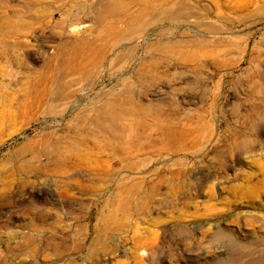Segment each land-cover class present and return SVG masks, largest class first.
I'll use <instances>...</instances> for the list:
<instances>
[{
	"label": "rangeland",
	"instance_id": "374dc122",
	"mask_svg": "<svg viewBox=\"0 0 264 264\" xmlns=\"http://www.w3.org/2000/svg\"><path fill=\"white\" fill-rule=\"evenodd\" d=\"M115 1L0 0V264H264V0Z\"/></svg>",
	"mask_w": 264,
	"mask_h": 264
},
{
	"label": "bare ground",
	"instance_id": "6f19581e",
	"mask_svg": "<svg viewBox=\"0 0 264 264\" xmlns=\"http://www.w3.org/2000/svg\"><path fill=\"white\" fill-rule=\"evenodd\" d=\"M146 1V0H145ZM227 1H230L231 3H227ZM130 1L129 0H126L125 1V3H127V4H131V3H129ZM133 2V1H132ZM136 2V1H135ZM208 2L211 4V5H213V6H215V7H218V6H225L226 7V9H228V8H230L231 10V13H233V12H237V13H239V15L242 17V18H244L246 15H248L249 13H252L253 12V10H252V4H251V2H250V0H208ZM141 3H143L142 1H141ZM140 3V4H141ZM115 5H116V8H118V9H120V10H123V9H127V8H124V6H123V3H122V0H116L115 1ZM135 6V5H134ZM130 7V6H129ZM132 7V6H131ZM132 9V8H131ZM130 9V10H131ZM133 10V9H132ZM256 10V9H255ZM126 11V10H125ZM257 11V10H256ZM131 14V13H130ZM128 15H129V13H128ZM137 15H139V13L138 14H133V15H129L130 17H137ZM145 15V14H144ZM193 17H195V16H193ZM241 17H239L238 19L240 20V19H242ZM72 31V30H71ZM1 53H5V52H1ZM209 55V54H208ZM6 57V56H5ZM1 58V57H0ZM8 58V57H7ZM8 60V59H7ZM9 61V60H8ZM8 61H5V60H1L0 59V64L1 63H5V64H7V62ZM16 61V60H15ZM14 61V62H15ZM12 63V62H11ZM4 68V67H3ZM148 105V104H147ZM149 106V105H148ZM262 107V106H261ZM260 107V108H261ZM104 108V107H103ZM263 108V107H262ZM103 110V109H102ZM251 110V109H250ZM246 111V110H245ZM244 113V112H243ZM113 115V114H112ZM243 115V114H242ZM254 115V114H253ZM109 116V115H108ZM13 117V116H12ZM11 117V118H12ZM247 117H249V115L247 116ZM246 118V117H245ZM107 119V118H106ZM253 119V118H252ZM14 120V119H13ZM247 120V119H246ZM114 121V120H113ZM7 123H9V118L8 117H3V118H1L0 119V128L3 126V125H6ZM102 124V123H101ZM106 124V123H105ZM108 124V123H107ZM106 124V125H107ZM109 125V124H108ZM94 126V125H93ZM105 126V125H104ZM16 127V126H15ZM108 127V126H107ZM264 127V126H263ZM4 128H5V126H4ZM93 128V127H92ZM94 128H96V127H94ZM262 128V127H261ZM101 129V128H100ZM1 130V129H0ZM245 130V129H244ZM258 130H259V128H258ZM94 133V132H93ZM191 132H189L188 134H190ZM261 132H259V134H260ZM110 134V133H109ZM89 135V134H88ZM87 135V136H88ZM258 135V134H257ZM236 136H238V135H236ZM92 137H93V135H92ZM186 137V134L184 133V132H174V131H171V132H168L167 134H165V140H164V142H167V143H169V144H172V145H176V144H180V141L182 142V140L184 139ZM86 138H88V137H86ZM163 138V136L161 137V139ZM88 140V139H87ZM95 140H97V139H95ZM163 140V139H162ZM236 140H237V138H236ZM94 141V140H93ZM95 142V141H94ZM98 142H99V140H98ZM208 142H210V143H212L213 141L211 140V139H209L208 140ZM93 144V143H92ZM169 144H167V145H169ZM90 145V144H89ZM171 145V146H172ZM99 151V150H98ZM100 151H101V149H100ZM98 153H100V152H98ZM98 155V154H97ZM99 155H101V154H99ZM126 157V156H125ZM97 158V160L98 161H101L100 160V156L98 157H96ZM79 164H84V162L82 163V161H81V163H79ZM76 166H70V168L71 169H74ZM128 190V189H127ZM123 191V190H122ZM125 192V191H124ZM124 192H122V193H124ZM127 194V193H126ZM130 195V194H129ZM126 196V195H125ZM126 207H127V205L125 204V203H122V201L120 202V200H118V199H113L112 200V202H111V204H110V209H109V211H108V213L106 214V215H104L102 218H101V226H102V228L101 229H96L95 230V239H94V241H92L91 242V245H90V247H89V250H90V252L93 250V246L95 245V240L98 238V237H100V235H102L107 229H109V228H121L122 226H121V219H116V215H121V216H126V214H127V209H126ZM143 207V203H142V205L140 204V208H142ZM107 227V228H106ZM99 243V242H98ZM106 246V245H105ZM142 249V248H141ZM142 264V263H141Z\"/></svg>",
	"mask_w": 264,
	"mask_h": 264
}]
</instances>
